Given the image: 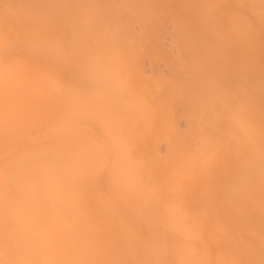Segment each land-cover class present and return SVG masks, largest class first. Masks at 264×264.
Segmentation results:
<instances>
[{"label":"bare ground","instance_id":"6f19581e","mask_svg":"<svg viewBox=\"0 0 264 264\" xmlns=\"http://www.w3.org/2000/svg\"><path fill=\"white\" fill-rule=\"evenodd\" d=\"M0 264H264V0H0Z\"/></svg>","mask_w":264,"mask_h":264}]
</instances>
